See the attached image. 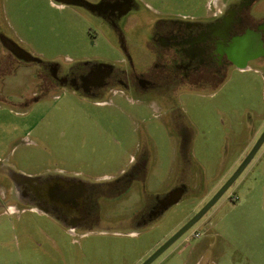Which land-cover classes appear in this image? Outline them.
<instances>
[{"label":"rangeland","instance_id":"rangeland-1","mask_svg":"<svg viewBox=\"0 0 264 264\" xmlns=\"http://www.w3.org/2000/svg\"><path fill=\"white\" fill-rule=\"evenodd\" d=\"M131 1L132 12L111 16L101 12L106 0H0V264L142 263L155 240L192 218L233 175L264 124V58L246 69L232 66L218 83L146 92L116 84L89 93L57 79L56 72L66 77L97 63L142 75L155 62L156 21L208 17L207 0ZM5 39L31 59L12 57ZM179 130L188 135L189 150H180ZM143 151L146 172L108 201L98 224L74 233L13 182L12 174L110 183L138 167ZM179 182L190 187L184 201L137 228L134 221L156 190ZM198 261L264 264V145L208 213L152 264Z\"/></svg>","mask_w":264,"mask_h":264},{"label":"flooded vegetation","instance_id":"flooded-vegetation-1","mask_svg":"<svg viewBox=\"0 0 264 264\" xmlns=\"http://www.w3.org/2000/svg\"><path fill=\"white\" fill-rule=\"evenodd\" d=\"M259 3L260 0H227L221 9L213 11L206 19L156 21L151 34L155 62L142 75L112 70L109 66L97 63L87 64L80 70L71 69L66 77L56 72L55 77L68 80L70 84L77 85L89 93L99 94L112 89L116 84L146 92L163 87L165 89L167 85L181 88L186 83H218L225 79L232 66H242L245 62L249 65L253 61L252 58L264 55V19L258 17L262 11L256 9ZM105 4L101 12L110 13L111 16H126L132 12L131 0H106ZM5 42L9 54L18 61L31 59L13 41L5 39ZM263 131L264 124L254 130L252 139L248 140L242 153L240 164ZM178 137L180 150L183 149L182 146L183 150H189L188 135L179 130ZM145 155L146 151H143L138 167L110 183H88L79 178L60 176L47 179L25 178L12 174L13 182L23 189V196L33 197L30 203H37L39 208L42 207L46 212L51 211L70 226L69 230L91 227L101 221L108 201L118 200L124 191L128 192L136 175L146 172ZM141 160L144 163H140ZM220 187L216 188L214 193ZM189 190L187 184L180 182L178 192L187 193ZM168 202L166 200L158 204L156 211L164 213ZM152 213L149 202L137 220L139 223L147 222Z\"/></svg>","mask_w":264,"mask_h":264},{"label":"crops","instance_id":"crops-1","mask_svg":"<svg viewBox=\"0 0 264 264\" xmlns=\"http://www.w3.org/2000/svg\"><path fill=\"white\" fill-rule=\"evenodd\" d=\"M226 3H227V0H207L206 6H207V11H208V16H210L211 13L214 10L216 11L217 9H221L222 6H224ZM256 9L259 10V11H262V14L264 13V0H262L258 4V6H256ZM258 17L261 18V19H264V15L263 16L258 15ZM190 19H195V18L192 17ZM262 58H264V55L260 56V57L256 56V57H254L252 59H253V61H258V60H261ZM246 63L247 62H245V65H246ZM247 65H248V63H247ZM176 152H178V149H177ZM175 158H176L175 159L176 162L179 161V158H177V157H175ZM184 161L188 162V160L185 159V158H184ZM173 166H175V165H173ZM178 170L180 171L181 169L178 168ZM123 171H125V170H121L120 173H122ZM107 177L108 178H110V177L113 178L112 176H107ZM179 185H180V182L179 183H175V184L173 183L172 185H169L165 190H164V188L163 189L158 188L156 190L157 194H154V195L151 196V200L149 199V202H150V205L152 206V212L153 213H152L151 218L149 220L150 222H151V220L158 219L159 217H161L167 211V209L171 208L172 206H178L179 204L182 203V201H184L186 192H178ZM214 191L209 196H207V198L205 200H203L204 201L203 203H205L213 195ZM166 200L169 201V202L166 205L167 207L164 208L165 212L164 213L163 212L158 213L156 211L157 205L160 204L163 201H166ZM198 207H201V206H198ZM34 208L36 209V207H34ZM37 209H41V208L37 207ZM40 212L47 213L46 211H43V210H40ZM189 217H191V216H189ZM189 217L186 218V219L181 220V222H180V224L178 226H176L170 232L165 234L161 239L159 238V239L155 240L154 243H153L154 246L151 248L150 252H146V254H144L145 257L150 255L151 252L155 251L164 241H166L171 235H173L183 224L186 223V221H187V219H189ZM149 221L139 223V221L137 220V221H134V224L136 225L137 228L140 229L141 227L146 226L147 223H149ZM130 234H134V235L136 234L137 236H140V232H138V231L130 232ZM121 250L123 251V247H121ZM142 260H143V258H141V260H140V262L138 264H140Z\"/></svg>","mask_w":264,"mask_h":264},{"label":"water","instance_id":"water-1","mask_svg":"<svg viewBox=\"0 0 264 264\" xmlns=\"http://www.w3.org/2000/svg\"><path fill=\"white\" fill-rule=\"evenodd\" d=\"M241 69H246L248 65L243 64L239 66ZM264 143V131L258 138L254 147L251 149L250 153L245 157L242 163L239 165L237 170L233 173L231 177L217 190V192L211 197V199L185 224H183L173 235H171L166 241H164L151 255H149L142 263L140 264H152L158 258H160L170 247H172L178 240H180L186 232H188L192 227H194L207 213L208 211L216 204V202L223 196V194L236 182L240 177L246 167L255 157L258 150ZM25 177V176H23ZM33 178V177H25Z\"/></svg>","mask_w":264,"mask_h":264},{"label":"built area","instance_id":"built-area-1","mask_svg":"<svg viewBox=\"0 0 264 264\" xmlns=\"http://www.w3.org/2000/svg\"><path fill=\"white\" fill-rule=\"evenodd\" d=\"M236 199H238V197H237ZM71 233H74V230H73V229H71ZM194 234H195L196 236H199V235H200V233L197 232V231H195Z\"/></svg>","mask_w":264,"mask_h":264}]
</instances>
